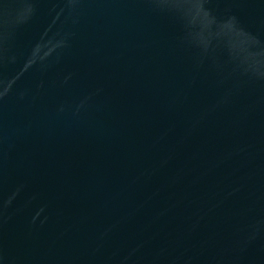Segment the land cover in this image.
<instances>
[{
  "label": "water",
  "instance_id": "obj_1",
  "mask_svg": "<svg viewBox=\"0 0 264 264\" xmlns=\"http://www.w3.org/2000/svg\"><path fill=\"white\" fill-rule=\"evenodd\" d=\"M0 264H264V0H0Z\"/></svg>",
  "mask_w": 264,
  "mask_h": 264
}]
</instances>
